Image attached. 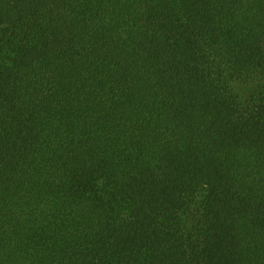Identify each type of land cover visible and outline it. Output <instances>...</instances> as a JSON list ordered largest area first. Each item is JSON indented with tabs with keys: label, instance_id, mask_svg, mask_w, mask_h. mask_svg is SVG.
Listing matches in <instances>:
<instances>
[{
	"label": "trees",
	"instance_id": "1",
	"mask_svg": "<svg viewBox=\"0 0 264 264\" xmlns=\"http://www.w3.org/2000/svg\"><path fill=\"white\" fill-rule=\"evenodd\" d=\"M0 264H264V0H0Z\"/></svg>",
	"mask_w": 264,
	"mask_h": 264
}]
</instances>
